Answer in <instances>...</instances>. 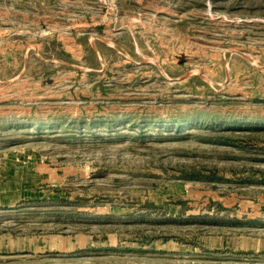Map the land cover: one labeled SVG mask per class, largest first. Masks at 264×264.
I'll return each instance as SVG.
<instances>
[{
	"label": "rangeland",
	"instance_id": "obj_1",
	"mask_svg": "<svg viewBox=\"0 0 264 264\" xmlns=\"http://www.w3.org/2000/svg\"><path fill=\"white\" fill-rule=\"evenodd\" d=\"M0 264H264V0H0Z\"/></svg>",
	"mask_w": 264,
	"mask_h": 264
}]
</instances>
